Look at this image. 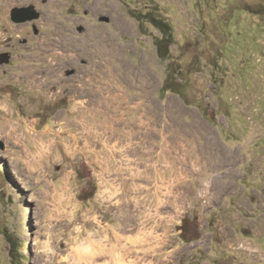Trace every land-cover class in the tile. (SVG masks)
<instances>
[{
	"label": "rangeland",
	"instance_id": "1",
	"mask_svg": "<svg viewBox=\"0 0 264 264\" xmlns=\"http://www.w3.org/2000/svg\"><path fill=\"white\" fill-rule=\"evenodd\" d=\"M50 2L24 46L0 9V264H264V0Z\"/></svg>",
	"mask_w": 264,
	"mask_h": 264
},
{
	"label": "flooded vegetation",
	"instance_id": "2",
	"mask_svg": "<svg viewBox=\"0 0 264 264\" xmlns=\"http://www.w3.org/2000/svg\"><path fill=\"white\" fill-rule=\"evenodd\" d=\"M48 3H49V0H17L9 7V13L7 14V19H6L8 24H12L14 28L18 27L19 31L24 32L22 35L16 34V37L17 38L19 37L18 40H19L20 46L29 45L33 42H37V40L41 38L45 39V36L43 35L45 33L44 30H48L49 28L48 26L49 23L47 21V14L45 12V7L47 6ZM127 6H132V5L131 3H127ZM127 6L125 7L126 10L123 13L124 16L126 18L129 17L130 19L138 22L137 20V15H139L137 13L138 9L135 7L128 8ZM30 7H34V9L30 11L29 10ZM73 7L76 8L77 5L75 4L73 5ZM15 8H19L23 10L16 16L19 19L28 18L35 14H38L39 18L32 22H26L23 24H14L11 16H12V11ZM67 10H70V8H68ZM82 12L83 14L77 13V15H75L76 19L66 21L64 23L65 24L64 26L59 27L60 29H62L63 31L62 33L66 37L64 41L74 42L75 39H79L80 35L89 34L90 32H93V31L100 32L101 29L103 28V26L101 25H107L110 29H115L116 31H121V32L123 30L122 28L126 27L125 22H123L122 19L120 18V13H119L120 11L111 12L110 9H105L104 7L102 11H94V10L87 11L83 9ZM140 15L146 16L145 19H147L148 17L147 13L140 14ZM124 16H123V19H125ZM87 18H89V20L91 19V21L86 20ZM50 24H53V23L51 22ZM147 24L151 25L150 21H148ZM53 27L55 26L51 25L50 28L53 30ZM11 28L12 27L6 29L7 35L12 30ZM145 29L147 30V28ZM124 36L129 37L127 35H124ZM23 37L24 39H22ZM119 37L120 39H123L122 36H119ZM105 38L107 37H104L103 39ZM10 49L11 48L8 47L6 51L0 52V67H2L3 65H8L12 61V54L10 52ZM78 55L80 54L77 53V55L74 56L73 58L79 60L80 58L77 57ZM76 67L77 66L75 67L72 66V67H69V69H67L66 72L69 77L76 74V70H75ZM29 79L30 78H27V80Z\"/></svg>",
	"mask_w": 264,
	"mask_h": 264
},
{
	"label": "water",
	"instance_id": "3",
	"mask_svg": "<svg viewBox=\"0 0 264 264\" xmlns=\"http://www.w3.org/2000/svg\"><path fill=\"white\" fill-rule=\"evenodd\" d=\"M34 9V7H30L29 10L32 11ZM28 10V11H29ZM23 11L22 9H19V8H15L13 11H12V21L14 24H23V23H26V22H32L34 20H37L39 18V15L38 14H35V15H32L31 17H28V18H24V19H19L17 18L16 16L21 12ZM4 144L2 142H0V149H4Z\"/></svg>",
	"mask_w": 264,
	"mask_h": 264
},
{
	"label": "crops",
	"instance_id": "4",
	"mask_svg": "<svg viewBox=\"0 0 264 264\" xmlns=\"http://www.w3.org/2000/svg\"><path fill=\"white\" fill-rule=\"evenodd\" d=\"M16 1H17V0H3L2 2L0 1V3H2V4L0 5V6H1L0 9H2V8L4 9L6 5H7V7L9 8V7H10L14 2H16ZM51 3H52V2H50L45 8H46V9H47V8H52ZM2 5H3L4 7H3ZM47 12H48V9H47ZM50 17H51V14H50V12H48V18H49V19H48V21H49V24H48V25L51 26L52 24H50V22H51V21H50ZM43 35L45 36V39H44V41H45V40L47 39V37L49 36V34H48V33H47V34L44 33ZM35 39H36V38H35ZM37 42H39V39L37 40ZM0 106H1V105H0ZM5 106H6V105H5ZM6 107H7V110H8V111H11V110H12V111H13V116H15V111H14L10 106H9V107L6 106ZM0 108H1V107H0ZM193 180H195V179H193ZM194 183H195V182L193 181V185H194ZM185 185H186V184H185Z\"/></svg>",
	"mask_w": 264,
	"mask_h": 264
},
{
	"label": "trees",
	"instance_id": "5",
	"mask_svg": "<svg viewBox=\"0 0 264 264\" xmlns=\"http://www.w3.org/2000/svg\"><path fill=\"white\" fill-rule=\"evenodd\" d=\"M158 25V24H157ZM159 26V25H158ZM169 37H167V39H168ZM163 39V38H162ZM157 47H158V53H159V57L161 58V59H167L168 57L167 56H169V55H164V54H162V52H161V50H160V44L157 42ZM167 57V58H166ZM4 235H5V237H6V239H7V241L9 242V244H10V246H11V253L12 252H14L12 249L14 248V242L12 241V239H11V237H10V235L9 234H7V233H4Z\"/></svg>",
	"mask_w": 264,
	"mask_h": 264
},
{
	"label": "bare ground",
	"instance_id": "6",
	"mask_svg": "<svg viewBox=\"0 0 264 264\" xmlns=\"http://www.w3.org/2000/svg\"><path fill=\"white\" fill-rule=\"evenodd\" d=\"M81 107H82V106H81ZM83 116H84V115H83ZM81 118H82V116H81ZM82 119H83V118H82ZM84 120H85V119H84ZM79 122H80V121H79ZM76 123H77V122H76ZM95 123H96V121H95ZM97 123H98V121H97ZM99 124H101V123H99ZM82 125L85 126V123L82 122ZM102 125H103V124H102ZM95 126H96V125H95ZM98 127H99V126H98ZM98 127H97V128H98ZM88 128H91V125H90V124H88ZM93 128H94V126H93ZM99 128H101V126H100ZM84 129H85V128H84ZM84 129H83V130H84ZM95 130H96V129H95ZM99 130H100V129H99ZM92 131H93V130H92ZM98 133H99V132H98ZM96 134H97V133H96ZM113 147H114V146H113ZM161 192H162V191H161ZM148 240H149V239H148ZM148 240H147V241H148ZM147 241H146V242H147Z\"/></svg>",
	"mask_w": 264,
	"mask_h": 264
}]
</instances>
